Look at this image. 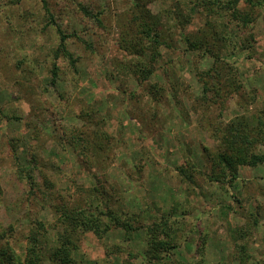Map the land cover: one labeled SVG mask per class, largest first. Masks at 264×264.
<instances>
[{"label": "rangeland", "instance_id": "obj_1", "mask_svg": "<svg viewBox=\"0 0 264 264\" xmlns=\"http://www.w3.org/2000/svg\"><path fill=\"white\" fill-rule=\"evenodd\" d=\"M193 1L148 3L169 47L160 48V68L151 80L139 83L120 72L131 60L119 45V26L131 19L132 0H0L3 242L22 251L34 231L53 242L57 207L96 204L134 217L133 225L142 229H112L102 238L86 233L73 254L75 264H159L150 259L146 230L171 212L180 247L164 254L163 263L192 261L205 236L206 264H264V163L240 167L236 190L200 175L190 184L177 171L192 156L207 174V155L217 151L233 120L247 124L244 129L259 139L257 152L264 155V9L248 26L216 6L200 9L187 24L170 17L175 2ZM84 6L95 14L104 11V27L84 15ZM56 26L80 36L68 40L73 63L55 61ZM221 32L231 34L232 45L215 39ZM201 43L239 71L227 80L226 68L222 98L210 95L206 103L197 100L203 95L201 74L214 67L215 58ZM54 64L60 71L52 85ZM154 82L170 90L175 84L178 102L171 96V105L154 103L147 92ZM83 113L98 114L104 124L94 126ZM69 130L90 133L101 148L89 159L80 156L68 143ZM31 166L34 187L29 172H21ZM250 212L259 224L239 238L240 230L254 224Z\"/></svg>", "mask_w": 264, "mask_h": 264}, {"label": "trees", "instance_id": "obj_2", "mask_svg": "<svg viewBox=\"0 0 264 264\" xmlns=\"http://www.w3.org/2000/svg\"><path fill=\"white\" fill-rule=\"evenodd\" d=\"M22 0H11L12 4H18ZM152 0H132L133 7L130 10L131 19L128 23L124 21L120 25V40L119 45L126 55L131 58L129 63L122 67L120 72L127 76L134 77L139 83L149 82L156 73L159 66V59L162 58L160 48L168 46L165 40V35L160 28H157V22L160 19L154 16L148 8V3ZM174 1V0H173ZM176 1V0H175ZM243 3L248 6L249 10L241 7ZM175 7L170 9V13L174 20H178L181 24H187L195 14L200 12V9L205 8L212 10L211 6H216L218 10L231 18L232 21L243 23V25H250L253 23V15L259 13L264 9V0H194L191 4H184L175 2ZM84 15L95 21L99 26H103V13L95 14L88 8L81 7ZM53 18V15L50 14ZM164 19V18H162ZM57 35L59 39V46L55 51V61L60 57L66 58L72 63L73 55L68 48V40L72 37L80 39L79 34L67 35L63 29L56 26ZM231 34L221 32V36H217L218 41L222 44L231 41ZM192 50L198 49L199 45L194 41L188 42ZM206 48V53L211 54L215 58L214 67L206 73L201 74V83L203 95L197 100L208 102L210 95L216 99L222 98L219 96L221 88L225 82L224 74L227 68V80L232 79L233 76L239 73L236 68H233L226 63L223 58L219 56V51H214L211 47H207L206 43H201ZM233 47L234 44H233ZM244 49V48H243ZM213 50V51H212ZM150 53V54H149ZM60 68L57 64L53 65L52 85L59 80ZM229 85V82H226ZM173 92H172V91ZM166 88L159 83L154 82L150 84L147 90L148 95L152 96L154 103L163 104L167 102L170 104V97L178 102V90L175 84H172V89ZM181 101V100H180ZM99 112V111H98ZM83 117L94 126L104 124L105 119H99L98 114L83 113ZM97 120V121H96ZM247 125L244 121L233 120L229 122L225 128L226 132L219 139L220 145L217 151L210 152L207 155V161L210 163V171L204 172L197 168L192 156L184 162L183 165L177 168L179 175L190 184L196 182L197 176H205L210 184H217L225 190H236L239 186V169L242 166L257 167L264 163V155L257 152V145L259 139L252 133L244 129ZM95 133V132H94ZM68 143L72 145L75 151L80 153V156L89 157V153L95 149L101 148L96 144L94 136L87 132L69 130L66 132ZM96 135V133H95ZM207 151V150H206ZM192 155L191 152L188 153ZM89 159V158H88ZM36 163V162H34ZM28 171L27 177L30 180L32 187L35 186V170L31 166L29 170L21 169V172ZM93 190H98L93 189ZM91 190V192L93 191ZM240 193V192H238ZM233 195V194H232ZM236 202L242 207V200L235 196ZM56 235L53 237V242L46 234H41L40 231H34L32 235L27 238V246L22 250H17L9 241L3 242V235L0 236V264H75L73 254L80 249V242L83 235L86 233H93L102 238L107 232L112 229L123 228L127 232H136L142 228H136L133 223L137 220L133 218H122L121 214L113 210L109 206L101 209L100 205L91 204L87 207L81 206H62L56 208ZM173 212L168 216H162L158 222H154L146 230V240L149 244V256L153 261L163 263V255L170 254L172 250L180 247V240H177V232L174 226L177 222L173 219ZM253 217L251 224L246 230H240L239 238L247 236L248 231L253 226H258V215L250 212ZM134 219V220H133ZM207 245V238L202 236L199 244H197L196 256L192 261L180 264H206L205 249Z\"/></svg>", "mask_w": 264, "mask_h": 264}]
</instances>
